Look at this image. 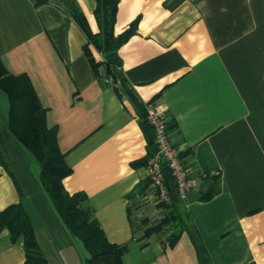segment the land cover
I'll list each match as a JSON object with an SVG mask.
<instances>
[{
    "label": "crops",
    "instance_id": "0c3cea01",
    "mask_svg": "<svg viewBox=\"0 0 264 264\" xmlns=\"http://www.w3.org/2000/svg\"><path fill=\"white\" fill-rule=\"evenodd\" d=\"M98 32L96 0H75ZM136 21L117 48L120 79L92 62L103 54L76 24L64 0H0V59L26 75L56 128L71 172L69 193L83 192L106 238L125 245L123 264H264V0H118L115 35ZM153 101L198 186L182 201L200 239L168 227L147 232L166 212L137 197L153 191L141 161L151 130L140 123ZM7 108V106H6ZM0 210L21 203L48 264H84L30 169L25 149L4 134ZM139 195V196H137ZM22 238L0 229V264H23Z\"/></svg>",
    "mask_w": 264,
    "mask_h": 264
},
{
    "label": "trees",
    "instance_id": "16d2710c",
    "mask_svg": "<svg viewBox=\"0 0 264 264\" xmlns=\"http://www.w3.org/2000/svg\"><path fill=\"white\" fill-rule=\"evenodd\" d=\"M47 0H35L36 4ZM76 24L83 30L88 40L103 54L101 62H92L95 70L102 67L105 76L114 80L122 78L120 75L121 60L117 48L135 32L136 21L130 23L121 33L115 35L114 21L118 0H96L94 14L99 31L92 32L88 22L79 9L75 0H64ZM0 90L7 100L6 127L4 134L13 136L16 141L29 153L30 158L37 165V179L39 185L50 197V201L67 228L71 236L78 238L87 255L84 264H123L122 257L126 251L125 245L110 242L103 233L98 221L87 204L83 192L69 193L63 184V179L71 172L66 163L64 154L59 150L56 139V128L48 127L45 121V109L39 103L29 78L24 75H12L7 72L0 59ZM140 123L145 129L151 130L149 150L141 161L147 164L156 152L152 127L146 120L145 105L141 109ZM171 124H168L170 129ZM182 156V152H180ZM0 164L5 167L21 193V188L13 172L9 169L7 161L0 150ZM164 185L169 200L157 204L158 208L166 212L161 218L147 229V232L160 231L168 227L169 243L172 244L184 231L188 233L193 242L199 246V233L186 211L182 201L176 193V183L165 161L161 162ZM149 182V181H148ZM28 214L21 203L10 204L0 210V229L6 227L13 241L21 237L25 260L23 264H48L39 251L33 227ZM206 264V260H202Z\"/></svg>",
    "mask_w": 264,
    "mask_h": 264
},
{
    "label": "built area",
    "instance_id": "2783aa9c",
    "mask_svg": "<svg viewBox=\"0 0 264 264\" xmlns=\"http://www.w3.org/2000/svg\"><path fill=\"white\" fill-rule=\"evenodd\" d=\"M146 120L152 127L156 152L146 164L147 179L153 191L145 188L142 196L137 195L138 201H147L156 206L162 201H168L169 196L164 185L161 162L165 161L168 165L176 183V193L181 201H184L187 193L198 186L199 178L192 174L189 167L180 156V149L176 147L170 137L168 119L165 111L153 101L145 104Z\"/></svg>",
    "mask_w": 264,
    "mask_h": 264
},
{
    "label": "rangeland",
    "instance_id": "374dc122",
    "mask_svg": "<svg viewBox=\"0 0 264 264\" xmlns=\"http://www.w3.org/2000/svg\"><path fill=\"white\" fill-rule=\"evenodd\" d=\"M6 106H7L6 97H5L4 93L0 90V107H2V109L5 111ZM26 153H27V155H29V153L27 151H26ZM28 157L30 159V169H31L30 172H32L36 178L37 177V165H36L35 161H33L32 158H30V155Z\"/></svg>",
    "mask_w": 264,
    "mask_h": 264
}]
</instances>
